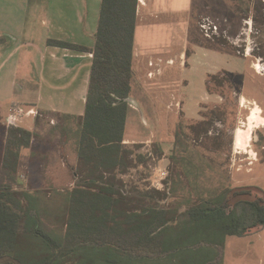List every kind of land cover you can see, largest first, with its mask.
<instances>
[{
	"label": "crops",
	"instance_id": "1",
	"mask_svg": "<svg viewBox=\"0 0 264 264\" xmlns=\"http://www.w3.org/2000/svg\"><path fill=\"white\" fill-rule=\"evenodd\" d=\"M101 5L102 0H0V128L5 140L13 105L36 112L17 126L32 133L30 147L21 152L18 175L26 151L63 172L79 166L93 54L49 41L94 49ZM231 10L233 0H139L123 144L157 145V170L166 172L177 149L178 126L199 123L207 107L224 103L220 95L208 92L207 82L210 75L226 72L240 80L234 86L239 90L237 108L239 114L246 112L248 122L234 139L232 166L244 171L236 180L264 196V36L252 45V22L241 24ZM203 17L211 18L216 34H226L233 50L204 39ZM242 44L243 51L235 49ZM238 135L245 146H236ZM35 140L44 145L36 147ZM49 142L48 152L44 148ZM228 238L232 241L223 246L221 264L264 258V227Z\"/></svg>",
	"mask_w": 264,
	"mask_h": 264
},
{
	"label": "trees",
	"instance_id": "2",
	"mask_svg": "<svg viewBox=\"0 0 264 264\" xmlns=\"http://www.w3.org/2000/svg\"><path fill=\"white\" fill-rule=\"evenodd\" d=\"M138 5L139 0H102L92 50L49 41L93 54L76 184L65 193L66 209L58 217L63 236L39 234L43 214L39 190L25 191L18 175L21 152L30 147L32 133L8 128L0 149V256H12L22 264H150L168 259L179 264H221L226 237H242L264 225V200L258 188L225 189L214 200L196 206L192 200L196 184L185 181V160L180 161L177 182L162 199L185 193L173 211L159 207L156 190H130L126 182L117 181L139 161V154L136 159V153L123 144L133 90ZM219 76L232 78L226 72L210 75L209 93L215 94L209 83ZM235 92L238 96L239 90ZM203 117L199 123L178 126L175 151L191 135L199 137L206 131L208 117L205 113ZM183 207L186 210L181 212ZM205 241L218 248L216 257L212 251L200 250Z\"/></svg>",
	"mask_w": 264,
	"mask_h": 264
},
{
	"label": "rangeland",
	"instance_id": "3",
	"mask_svg": "<svg viewBox=\"0 0 264 264\" xmlns=\"http://www.w3.org/2000/svg\"><path fill=\"white\" fill-rule=\"evenodd\" d=\"M232 13L234 14L233 17H239L238 20L241 21V24H244V21L252 22V45L259 44L264 36V0H233V12L231 10L229 14ZM211 14H215V12ZM211 14L208 13L209 16ZM199 23L200 34L203 35L204 39L209 40V42L212 41V43L216 42L218 45L224 46L225 49H234V45L231 44L226 34L215 33L218 30L212 23L211 18H199ZM243 45L235 49L243 51ZM239 81L238 78L233 76L232 78L219 76L216 81L213 80L209 83L211 90L220 95L224 99V103L218 106H210L204 111L208 117L204 127L206 131L208 130L207 134L205 131L199 137L191 135L189 140L181 143L182 146L174 154L176 160L171 163L169 169L167 168L166 176L161 175L165 170L160 172L157 170L158 158L161 156H159L157 145H129L134 153L137 149L139 150V153H136L139 154V161L133 164L134 168L126 176H118L117 181L120 183L126 182L130 190L134 188H138L139 192H154L156 190L158 193L154 192L153 195L158 203L161 201L159 207H167L171 211L186 196L184 192L179 191L176 194V199L162 200L165 192L174 186L175 181L177 182V174L179 175L181 172L182 165L180 161L182 160L186 161L183 163L186 166L184 169H186L187 180L184 178L185 181L189 185L196 184V191H193L192 195L194 196L192 200L193 202L196 201V206H203V202L214 200L215 196L221 194L225 189L245 188V183L239 184L236 180L244 176V171L238 172L237 167L232 166L236 162L233 155L236 132L238 129L244 130L246 129L244 127L248 126L246 112L238 113L239 97L234 86ZM253 118H255V115H253ZM4 141V131L0 128V149ZM41 144L44 145L39 140L34 142L36 147ZM51 144V142L45 144L44 150L51 151ZM245 145L241 136L238 135L236 146ZM149 151L152 152L153 156L148 154ZM136 154L134 156L137 159ZM46 160L41 159V156L34 158L27 151L24 152L21 158L19 184L25 191L30 190L35 193L39 190L38 194L42 199L43 214L41 215L42 223L38 233L53 234L52 232H57V234L63 236L64 226L60 223L58 217L61 214L64 215L66 209L64 204L65 193L75 187L76 179L74 172L71 170L63 172L54 169V167L45 163ZM48 166L53 169L47 170ZM161 184L162 186H160ZM262 197L264 200V196ZM185 210L186 208L183 207L181 212ZM263 227L264 225L259 226V228ZM227 240L232 241V239L226 237L224 243ZM209 244L210 242L205 241L202 246L199 245L200 250L205 251L207 254H210L208 251H212L211 255L216 257L218 248ZM150 264H179V260L168 259ZM250 264H264V258L262 261L258 260L257 262H250Z\"/></svg>",
	"mask_w": 264,
	"mask_h": 264
},
{
	"label": "built area",
	"instance_id": "4",
	"mask_svg": "<svg viewBox=\"0 0 264 264\" xmlns=\"http://www.w3.org/2000/svg\"><path fill=\"white\" fill-rule=\"evenodd\" d=\"M155 74L151 73L150 76L153 77ZM36 115L34 110H25L20 105H13L9 110V115L7 117V125L9 127H17L25 117ZM167 172H162V176H166Z\"/></svg>",
	"mask_w": 264,
	"mask_h": 264
},
{
	"label": "water",
	"instance_id": "5",
	"mask_svg": "<svg viewBox=\"0 0 264 264\" xmlns=\"http://www.w3.org/2000/svg\"><path fill=\"white\" fill-rule=\"evenodd\" d=\"M0 264H22L21 261L12 256H0Z\"/></svg>",
	"mask_w": 264,
	"mask_h": 264
}]
</instances>
